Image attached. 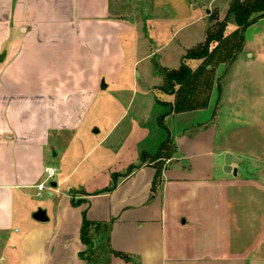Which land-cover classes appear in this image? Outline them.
<instances>
[{"label":"crops","instance_id":"obj_1","mask_svg":"<svg viewBox=\"0 0 264 264\" xmlns=\"http://www.w3.org/2000/svg\"><path fill=\"white\" fill-rule=\"evenodd\" d=\"M218 1L0 0V264H264V176H243L242 159L221 142L222 123L243 117L238 107L247 122H264V49L245 40L207 109L166 117L176 152L156 192V169L141 154L166 139L158 118L170 110L157 100L174 97L158 89L153 66L158 84L121 86L132 46L157 42L165 20L193 10L206 34L202 11ZM108 91L107 111H118L104 126ZM228 153L239 159L236 175L224 172ZM252 166L264 173V164ZM48 167L57 186L47 191L52 215L39 222L32 199L44 197ZM84 219L109 226L96 231L92 253Z\"/></svg>","mask_w":264,"mask_h":264},{"label":"rangeland","instance_id":"obj_2","mask_svg":"<svg viewBox=\"0 0 264 264\" xmlns=\"http://www.w3.org/2000/svg\"><path fill=\"white\" fill-rule=\"evenodd\" d=\"M196 1V0H195ZM199 2L205 3L207 0H197ZM198 2V3H199ZM200 4V3H199ZM218 7L215 4H207L202 11V14H207L209 16L211 13L216 11L220 12L221 17H225L228 10L227 0H219L217 2ZM202 5V4H201ZM133 9L129 11L130 18L136 17L138 12L136 9L131 6ZM207 10H210V13H206ZM170 12V11H169ZM201 14V15H202ZM136 18H132V22L136 20ZM201 18V19H200ZM139 19V16H138ZM206 21L200 17V12L198 10H193V15L187 20H180L176 22H172L171 19H167L162 26V31L160 36H157V42L153 40L144 39L137 43V46H132L133 49H130L128 53V58L126 59L124 73L121 76V86L127 88H133L135 92L140 89H144L152 84H158L161 82V79L153 77L150 74V67L153 66H165L168 68H179L181 63L183 62V57L185 56L188 49L196 46L200 42H203L206 34L205 31ZM236 28L234 23H231L228 31L232 32ZM137 34H141L138 32L132 33V37H135ZM135 35V36H134ZM149 37V36H148ZM245 40L247 45L253 46L258 49H264V19L258 21L255 25L250 27L245 33ZM139 61L137 66H134V63ZM189 65L192 68L197 67V61H188ZM258 65V64H257ZM262 65V64H261ZM264 65V63H263ZM255 66V64H254ZM259 66V65H258ZM257 67V66H256ZM223 71V68H219L217 70V76L219 73ZM264 76V75H262ZM220 79V78H219ZM218 79V80H219ZM228 81V78L224 80ZM260 88L256 89L257 91L251 90L254 92H261ZM264 90V88H263ZM227 93V92H226ZM262 93V92H261ZM264 93V91H263ZM228 94V93H227ZM115 97L114 93L108 91V95L105 98H102L101 101L105 102V107L102 110V114L100 118H103V125L106 126L109 124L113 115H116L117 111H110L112 108L111 103L114 101ZM156 97L162 99V94L160 91H156ZM102 103V102H101ZM109 106V107H108ZM107 108H110L107 111ZM121 109V106L118 107ZM233 112V107L228 106L227 112ZM238 112L243 114L241 121L224 122L223 130H222V140L224 148H229L235 152V155L242 159L240 165L244 168L245 177H253L257 179H262L264 176L261 170H255L256 168L252 166V163L257 165L264 164V153H252V144L258 146L257 149L262 150L264 145V122L254 121L247 122L246 121V108L238 107ZM211 113V112H210ZM209 113V114H210ZM244 118V119H243ZM257 118V116H256ZM264 118V115L263 117ZM221 124V123H220ZM103 133H105V127L102 126ZM255 135V138L252 137ZM250 137V138H248ZM250 140V141H249ZM251 143V144H250ZM251 146V147H250ZM54 153L52 152V156ZM52 159V158H51ZM225 160V158H224ZM57 162V161H56ZM53 166H57L56 163L52 164ZM253 167V168H252ZM250 168V169H249ZM249 169V170H248ZM225 172V171H224ZM43 184H45V192L43 198H34L32 199V205L36 210L43 209L49 212L52 215V202L50 198L47 196V191L52 189V181L47 179V176L43 180ZM255 192H262L261 187L254 186ZM225 253V251L223 252Z\"/></svg>","mask_w":264,"mask_h":264},{"label":"trees","instance_id":"obj_3","mask_svg":"<svg viewBox=\"0 0 264 264\" xmlns=\"http://www.w3.org/2000/svg\"><path fill=\"white\" fill-rule=\"evenodd\" d=\"M261 19H264V0H232L224 18H220L218 11L210 14L204 41L187 50L179 68L155 66L156 75L163 79L158 89L163 94L173 96L174 100L173 102L157 100L159 105L168 107L170 110L158 118V124L166 131L167 137L155 153L141 154L142 164H151L156 169L154 192L162 182L166 160L171 159L176 152L172 133L166 124V117L170 114L205 110L210 106L212 94L219 79L216 75L217 70L220 67H231L236 62L244 51L246 31ZM231 23H234L236 28L229 32ZM188 61H200L201 64L194 69ZM102 229L108 231L109 226L84 219L82 240L88 245L89 253L93 252V238L96 231ZM111 252L115 256L129 260V257L124 254L113 250Z\"/></svg>","mask_w":264,"mask_h":264},{"label":"water","instance_id":"obj_4","mask_svg":"<svg viewBox=\"0 0 264 264\" xmlns=\"http://www.w3.org/2000/svg\"><path fill=\"white\" fill-rule=\"evenodd\" d=\"M2 59V57H0V60ZM239 162V159L228 153L226 154L225 156V167H224V171L226 173H231L233 172L234 175L237 174V169H233V165L234 164H237ZM52 186L53 187H56L57 184L56 183H52ZM33 218L36 220V221H39V222H47L49 220L48 216H47V212L43 209H39L36 213H34L33 215Z\"/></svg>","mask_w":264,"mask_h":264},{"label":"built area","instance_id":"obj_5","mask_svg":"<svg viewBox=\"0 0 264 264\" xmlns=\"http://www.w3.org/2000/svg\"><path fill=\"white\" fill-rule=\"evenodd\" d=\"M45 174H46L48 180L53 181L54 177L57 174V170L55 168L48 167L45 169ZM38 189H39V191H43L45 189V184L39 185Z\"/></svg>","mask_w":264,"mask_h":264}]
</instances>
